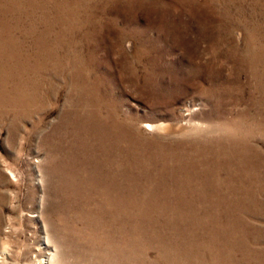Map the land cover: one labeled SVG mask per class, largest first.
<instances>
[{"label":"rangeland","instance_id":"374dc122","mask_svg":"<svg viewBox=\"0 0 264 264\" xmlns=\"http://www.w3.org/2000/svg\"><path fill=\"white\" fill-rule=\"evenodd\" d=\"M0 264H264V0H0Z\"/></svg>","mask_w":264,"mask_h":264},{"label":"bare ground","instance_id":"6f19581e","mask_svg":"<svg viewBox=\"0 0 264 264\" xmlns=\"http://www.w3.org/2000/svg\"><path fill=\"white\" fill-rule=\"evenodd\" d=\"M156 126V125H155ZM147 127H148V125H147Z\"/></svg>","mask_w":264,"mask_h":264}]
</instances>
